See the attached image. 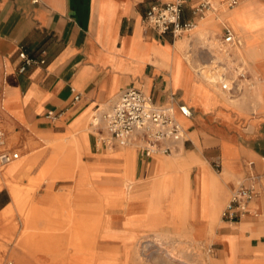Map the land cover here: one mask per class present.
<instances>
[{
    "label": "crops",
    "instance_id": "obj_1",
    "mask_svg": "<svg viewBox=\"0 0 264 264\" xmlns=\"http://www.w3.org/2000/svg\"><path fill=\"white\" fill-rule=\"evenodd\" d=\"M170 1L0 0V127L7 134V148L20 158L0 172L3 261L50 264L43 250L35 259L28 255L30 246L42 243L47 248L52 244L53 254L59 252L53 264L117 263L111 254L123 249V237L155 230L153 200L145 185L159 182L152 176L169 174L174 195L164 226L175 230V191L185 178V220L203 230L202 250L219 264H259L264 256V0H247L214 14L213 20L206 16L179 38L158 34L143 22L151 5ZM231 15L240 34L222 23ZM182 18L192 19L189 6ZM227 29L239 43H223ZM200 30L209 32L205 40L214 31L228 49L243 45L250 60L233 57L245 66L250 86L241 81L242 90L227 95L240 97L256 85L259 102L249 92L244 106L233 105L200 77L198 68L210 61L207 42L190 57L191 63L176 47L178 40L193 43ZM21 51L45 63L19 73ZM127 88L142 90L162 106L175 95L174 115L185 136L171 154L146 157L131 145L110 151L98 144L95 130H88L92 113L110 108ZM166 160L171 167L162 164ZM125 161L133 182L128 199L123 196ZM240 184L252 186L255 196L238 220L225 222L221 212ZM28 186L35 188L30 198ZM47 221L53 239L45 238ZM125 221L133 233L122 230ZM92 224L97 225L93 234ZM91 236L94 246L87 247Z\"/></svg>",
    "mask_w": 264,
    "mask_h": 264
},
{
    "label": "built area",
    "instance_id": "obj_2",
    "mask_svg": "<svg viewBox=\"0 0 264 264\" xmlns=\"http://www.w3.org/2000/svg\"><path fill=\"white\" fill-rule=\"evenodd\" d=\"M247 0H173L155 3L146 11L143 22L158 34H171L173 38L193 30L197 22L205 18L208 13L217 14L219 7L226 10L233 8ZM189 6L192 19L184 20L183 11ZM224 44L239 43V38L227 29L223 37ZM21 64L18 72L22 73L29 66L43 65V58H33L24 51L19 53ZM248 72L241 65L236 77L228 82L217 83L223 91L232 94L240 92L241 81L248 80ZM174 94H170V102L166 106L155 104L150 96L137 88L123 90L116 102L107 112L94 115L95 123H91L97 133V142L104 147L135 145L146 157L156 154L169 155L175 145L184 138L182 126L174 115ZM74 101L79 100L75 94ZM184 116H190L185 106H179ZM47 118H54L50 114ZM3 134L0 132V141ZM19 158V153L13 150L0 151V166H5ZM216 167L218 165L216 164ZM255 196L252 186L240 184L229 197L221 212V219L225 222H235L246 212L248 202ZM264 243V239H263ZM7 264H12L8 262Z\"/></svg>",
    "mask_w": 264,
    "mask_h": 264
},
{
    "label": "bare ground",
    "instance_id": "obj_3",
    "mask_svg": "<svg viewBox=\"0 0 264 264\" xmlns=\"http://www.w3.org/2000/svg\"><path fill=\"white\" fill-rule=\"evenodd\" d=\"M240 3H243V1ZM238 5H236V6H238ZM236 6H234L230 10L234 9ZM230 10H226L224 7L221 6V7H219L216 15L220 16L219 14L222 11L227 12ZM207 15L214 17V13H208ZM233 25L236 26V28H238V26L234 20H233ZM199 27H201V26H199ZM198 29H200V28H198ZM208 33L209 32L206 30H200L196 33L195 38L193 39V43L192 42L188 43L190 45L189 47L192 46L191 49H193L192 50L193 55H195V53H197L198 50L201 51V49H199V46L194 47V45L200 44V46H201L202 42L207 37ZM212 33L215 34L214 31ZM184 43H187V41L186 40H183V41L178 40L176 42V47L180 51H184L182 48ZM220 45L222 47H225V48L228 47L227 45L221 44V42H220ZM203 46H201V47H203ZM213 46H214V43L212 42L210 45H207V47H206V48H208L207 56L210 57L209 58L210 61L206 60L208 62L206 64H203L202 66H200L198 68V70H200L199 73H201L200 77L207 84H209L210 86L215 88L217 91H219L220 94H222V96L228 102L232 103L233 105L244 106L246 104L249 92H250L249 96L256 103L259 102L262 99V95L260 94L259 89H258V87H256V85L246 89L240 97L228 96L227 92L223 91L221 89V87L217 83H220L221 81L228 82L232 78H235L239 68L241 67V65L239 63H237V64H235V67L233 68L232 60L230 57H228L226 52L223 51L222 49H217L215 46L214 47ZM189 51H190V48L187 51H184V57L191 63L190 54L188 55ZM241 52L242 51L240 48L235 50L236 54H239ZM199 65H201V64H199ZM233 71H234V73H233ZM245 84H246V86H250V84L247 83V80L245 81ZM108 109L109 108L107 107L106 110H108ZM94 115H97V114L94 113L91 116V120H89L88 130L95 129L94 126L91 124V123L96 122L97 118H94ZM1 133L4 134L3 132H1ZM2 140H3V138L0 141V149L2 147V144L4 143V141H2ZM7 143H8V140H7ZM131 146H133L134 148H137L135 145H131ZM108 148H110V147H108ZM110 149H112V148H110ZM158 156H160V155H158ZM18 161H16V162H18ZM16 162H12V163L5 165V166H0V168H3V170L0 169V172L4 171L10 165L15 164ZM162 164L163 165L165 164L167 168L171 167L170 166L171 163H169L167 160L164 161ZM123 169L125 170V173L123 174V178H124L123 179V181H124L123 196L125 197V199H128L131 196V193L133 190L132 189L133 182L130 179L129 171H128L129 170V163L126 162L125 165L123 164ZM168 175L169 174L152 176L151 179H156L157 177H159L160 178L159 182L153 181V182H150V183L145 185L147 187V190L150 192V196H149L150 199L153 200V214H154L153 215V223H154L155 230L150 234L138 236L136 238H133L130 236L129 237H123L122 242H124V245H125L123 247V249L121 251H119L120 249L116 248L115 251L111 254V256H113L115 259L118 260V262L115 264H219V263L215 262V260H213L211 258V256H209L207 253L202 255L201 259L198 258V259L194 260L193 256H192L193 258L191 259L190 256L188 255V253L186 252V249L184 247H182L183 244L190 243V241H188V240L183 241L184 239H182V238H184L183 232H182L184 227H185V230H186V226L190 227V229H192V233H194L196 235H202L203 234V230L201 229V227H199L198 225H195V224H189L185 220L186 216H187V205H188L187 192H188V188H189L188 180L185 178L179 179L178 186H177L176 191H175V200L178 202V207H177V212H176V216L178 219L174 224L175 230L170 231L167 229V227L164 226L165 224L168 223L167 218H168L169 213H170L169 202L172 200L171 198L174 195V193H172L170 191L171 186L169 185ZM6 184L8 185L9 189L14 192L15 186H13L9 182H7ZM1 185L2 184L0 182V188H1ZM18 190L22 191L21 188ZM34 191H35V188L28 186V187H26L25 193H27L28 195L29 194L31 195ZM25 193L23 192L24 195H25ZM16 194H18V193H16ZM28 195H27V197H28ZM30 195H29V198H30ZM24 198H25V196H24ZM16 201H17V199H16ZM18 202H19V200H18ZM23 205L24 204H22V206ZM20 210H23V209L20 208ZM42 211H43V209H42ZM36 212H37V214H39L41 212V209L39 208V209H35V211L33 210V213H32L33 216H35ZM26 215H27V213H26ZM39 220L40 219H38L37 221H39ZM94 227H95V225L92 224L91 228H90L92 234L97 232L96 231L97 225H96V228H94ZM122 230H124L125 232H130V233L134 232V228L132 227V225L129 224L128 221L123 222ZM187 230H188V228H187ZM52 231H53V229L51 227V224H49V222L47 221V224L45 226V233H44L46 236L45 238L53 239V232ZM89 239H90L89 241L86 240L88 242L86 246L87 247H93L96 238L94 236H91ZM18 241L20 242V240H18ZM28 241H29L28 243L30 244V240H28ZM195 243H197V242H195ZM128 244L130 245V247L128 246ZM19 247H21L20 244H19ZM45 247L46 246L42 243L30 246L31 251L27 250V251H29L28 255L30 256V258L36 257V254L37 253L39 254L38 251L43 250V251H45L44 252L45 255H47L51 258V259H49L47 257L50 261L51 260L53 261V257L58 258L60 256L59 252H56L55 254H53L54 249H53L52 244H50L48 246V248L47 247L45 248ZM57 248H58V246H57ZM57 248H55L56 251L59 250V248L58 249ZM192 249H193V246H192ZM60 250H61V248H60ZM245 252H247V249H245ZM259 259H260L259 264H261V263L264 264V256H261ZM255 261L252 260V262H255ZM9 262L12 263V261H9Z\"/></svg>",
    "mask_w": 264,
    "mask_h": 264
},
{
    "label": "rangeland",
    "instance_id": "obj_4",
    "mask_svg": "<svg viewBox=\"0 0 264 264\" xmlns=\"http://www.w3.org/2000/svg\"><path fill=\"white\" fill-rule=\"evenodd\" d=\"M243 2H245V1H243ZM241 4V3H240ZM239 4V5H240ZM238 5V6H239ZM237 7V6H236ZM207 17H210V20H213L214 18L212 17V16H210V15H206ZM206 21V17H205V19H204V21H200V22H205ZM222 23H225V24H228L233 30H234V32H236L237 34H240V29L239 28H236V26H234L233 25V18H232V15L231 16H229L228 18H226L225 20H223L222 21ZM214 35L215 34H213L212 33V38L209 40V39H207V40H205L206 38H208V36L204 39L206 42H207V44L206 45H210L212 42L214 43V46L217 48V49H222L223 51H225L226 52V54L228 55V57H230L231 58V60H232V64H233V68L235 67V64H236V62L234 61V57L233 56H238V57H240L242 60H246L245 62L247 63L248 61H249V59L250 58H248V57H246V53L244 52V49H243V45L241 44V46H236V47H232V49H228V48H225V47H222L220 44H219V41H218V39H216L215 37H214ZM205 41H203V42H205ZM203 42H202V44H201V46H203ZM189 42H187V43H184V45H183V50L184 51H187L189 48H190V51L188 52V55L190 54V57L191 56H194L193 55V53H192V50L193 49H191L192 48V46L191 47H189L190 45L188 44ZM201 47L200 46V44H197V45H194V47ZM213 46V47H214ZM238 48H240L241 49V53H239V54H236L235 53V50H237ZM230 52H232V54L230 53ZM233 73H234V71H233ZM111 108V107H110ZM110 108L108 109V110H103V111H101V112H99V113H96V114H100V113H102V112H107V111H109L110 110ZM94 113H92V115H93ZM91 115V116H92ZM91 116H90V118H89V120H91ZM93 130H95V129H92L91 131H93ZM0 132H3L4 134H3V140L2 141H4V143L2 144V147H1V149H0V151L1 150H14L13 148H7V140H8V138H7V134H6V132L3 130V129H1V127H0ZM132 148H134L133 146H132ZM108 150H110V151H112L113 150V148L112 149H110V148H108ZM158 155H161V154H156V156H158ZM20 159V158H19ZM19 159H17V160H15V161H13V162H16V161H18ZM1 170H3V168H0ZM187 228H188V230H187ZM124 231V230H123ZM183 237L184 238H182V239H184L183 241H186V240H188V241H190V243H185V244H183L182 245V247H184L185 249H186V252L188 253V255L190 256V258L192 259L193 257V259L194 260H196V259H201V256L202 255H204L205 253H207L208 255H211V253L210 252H208L207 250H202V248H201V245H200V242H201V240H202V237H203V234L202 235H196V234H194V233H192V229H190V227H188V226H186V230H185V227L183 228ZM197 237V238H196ZM200 238V239H199ZM193 240V241H192ZM195 242H197V243H195ZM189 245V246H188ZM198 245V246H197ZM192 246H193V249H192ZM208 249V248H207ZM196 252V253H195ZM2 255H3V253H0V264H7V262H9V261H13V258H10V259H7V260H5V261H3V259H2ZM193 256V257H192ZM36 257H32V259H35ZM13 264H19V263H17V262H15V261H13L12 262ZM50 264H53V261L51 260V262H50Z\"/></svg>",
    "mask_w": 264,
    "mask_h": 264
}]
</instances>
